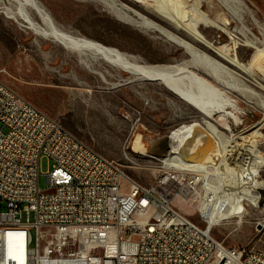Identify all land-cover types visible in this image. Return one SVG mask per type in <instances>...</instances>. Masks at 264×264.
<instances>
[{
	"label": "built area",
	"instance_id": "1",
	"mask_svg": "<svg viewBox=\"0 0 264 264\" xmlns=\"http://www.w3.org/2000/svg\"><path fill=\"white\" fill-rule=\"evenodd\" d=\"M170 149L146 185L0 76V264H264L263 251L227 246L200 209L203 221L181 207L213 204L215 192L206 166L168 162Z\"/></svg>",
	"mask_w": 264,
	"mask_h": 264
},
{
	"label": "rangeland",
	"instance_id": "2",
	"mask_svg": "<svg viewBox=\"0 0 264 264\" xmlns=\"http://www.w3.org/2000/svg\"><path fill=\"white\" fill-rule=\"evenodd\" d=\"M39 1L55 24L64 31L117 46L142 61L176 63L190 58L182 46L161 32L129 23L96 0ZM116 1L139 9V3L135 1ZM244 2L264 25V0ZM17 3L16 0H0V76L95 149L121 162L136 180L146 185L151 183V169L156 162L154 156L166 153L176 130L183 123H191L192 119L198 118L205 126L208 122L215 123L225 133L235 136H246L259 124L263 126L261 131L264 133V109L254 99L247 100V97L236 92L228 94L238 104L237 107L227 106L226 110L236 112L241 119L236 120L233 112L228 115L234 128V131H230L223 128L218 109L213 111L211 119L206 118L172 92L164 82L145 79L129 82L130 73L101 61L99 70L112 73L103 79L80 63L75 52L53 38L36 34L3 10ZM220 7L224 8L222 5ZM27 8L33 19L44 27L38 11L32 6ZM203 8L209 11V3L204 2ZM211 12L215 13L214 10ZM191 14L199 18L194 11ZM150 16L159 21L156 16ZM246 19L260 34L251 14L248 13ZM231 20L235 27L237 20ZM200 27L218 45L229 50L233 48L234 40L228 33L202 23ZM234 33L239 44L238 51L247 59L251 49L244 44L241 34ZM260 148L264 152V137ZM214 156L217 155L210 153L206 160L214 162ZM52 166V160L44 159L42 172H48ZM261 171V178H264V166ZM41 186H48L44 174L41 176ZM257 191L259 201L257 204L245 202L246 211L242 217L224 219L213 227L215 238L227 246L264 252V185L258 187ZM193 218L203 221L199 212Z\"/></svg>",
	"mask_w": 264,
	"mask_h": 264
},
{
	"label": "bare ground",
	"instance_id": "3",
	"mask_svg": "<svg viewBox=\"0 0 264 264\" xmlns=\"http://www.w3.org/2000/svg\"><path fill=\"white\" fill-rule=\"evenodd\" d=\"M16 1L17 5L4 7L5 13L16 21H22L36 34L53 38L75 52L80 63L103 79L112 73L99 70L101 61L130 73L129 82L140 79L164 82L172 92L206 118L211 119L213 111L218 109L223 128L230 131H234V128L228 115L233 111H227L226 108H236L238 104L231 99L229 92H236L247 97V100L254 99L264 109V25L244 0H131L139 3V9L116 0H96L119 18L141 28L159 31L182 46L190 58L176 63H149L117 46L64 31L55 24L39 0ZM204 2L209 3V11L204 10ZM28 6L38 11L45 23L44 27L33 19ZM191 11L197 13L199 18L194 17ZM248 13L258 25L260 34L248 24ZM232 18L238 22L235 27L232 26ZM200 23L228 33L234 40L233 48L226 49L210 39ZM234 31L243 36L244 44L251 49L247 59L238 51L239 44ZM233 114L236 120L241 119L236 112ZM262 128L259 124L246 136H235L225 133L215 123L208 122L205 126L195 120L176 130L166 161L174 159V162H181L182 157L187 162L202 163L201 166H206L203 169L206 183H210L207 186L210 192H215L213 204L181 203L186 212L195 213L200 209L203 218L214 227L224 219L242 217L246 211V201L257 204L259 197L256 190L264 185V178L260 174L264 166V152L260 148L264 137ZM210 153L221 156L217 167L206 165V157ZM215 169L217 176L213 177Z\"/></svg>",
	"mask_w": 264,
	"mask_h": 264
}]
</instances>
